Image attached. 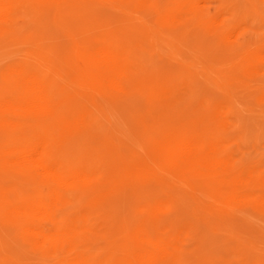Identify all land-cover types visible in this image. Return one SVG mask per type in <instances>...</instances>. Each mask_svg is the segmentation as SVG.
<instances>
[{"label":"bare ground","instance_id":"6f19581e","mask_svg":"<svg viewBox=\"0 0 264 264\" xmlns=\"http://www.w3.org/2000/svg\"><path fill=\"white\" fill-rule=\"evenodd\" d=\"M92 1L109 3L113 11L129 16L138 14L146 0H0V35L19 31L15 19L22 11L63 23L71 8ZM132 48V43L91 48L89 63L79 64L84 92L60 84L53 66L28 61L0 76V176L14 181L2 186L0 209L12 218L38 263L190 264L193 249L187 243L199 240L201 233L194 221L180 222L179 195L142 200L133 189L140 183L169 186L160 171L164 162L177 166L194 186L227 173L236 183L230 201L264 218L263 185L253 175L239 179L240 155L227 146L222 132L228 123L221 115L206 113L202 131L186 140L167 139L159 153L142 158L130 159L114 140L104 143L93 136L99 95L119 93L136 80L140 64ZM263 61L260 55L257 64ZM136 84L134 89L141 90ZM179 96L178 87L157 91L150 98L153 114L165 113ZM80 98L85 103L73 110ZM123 206L131 216L118 229ZM4 245L0 239V264H26Z\"/></svg>","mask_w":264,"mask_h":264},{"label":"rangeland","instance_id":"374dc122","mask_svg":"<svg viewBox=\"0 0 264 264\" xmlns=\"http://www.w3.org/2000/svg\"><path fill=\"white\" fill-rule=\"evenodd\" d=\"M138 9V14L123 16L109 3L92 1L71 8L63 23L22 11L15 19L19 31L0 35V76L28 61L53 66L60 84L84 92L80 61L89 63L96 46L132 43L140 64L132 84L141 90L131 84L119 93L99 95L93 136L104 143L114 140L130 159L142 158L159 153L167 139L186 140L202 131L207 114L221 115L228 123L221 131L227 146L240 155L239 179L253 175L264 192V61L257 64L264 57V0H146ZM169 87L179 88V102L155 116L153 97ZM81 103L82 98L73 110ZM160 171L169 186L140 183L133 189L142 200L179 195L180 222L194 221L201 233L199 240L187 243L193 249L190 264H264V218L230 201L233 177L222 172L194 186L177 166L164 162ZM13 182L1 174L0 190ZM118 210L120 229L131 212L126 206ZM0 239L26 264H41L4 209Z\"/></svg>","mask_w":264,"mask_h":264}]
</instances>
